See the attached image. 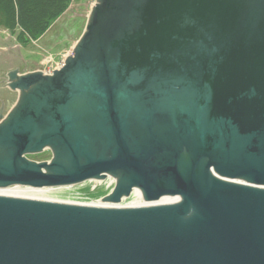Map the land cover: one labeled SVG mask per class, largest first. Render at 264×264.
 Masks as SVG:
<instances>
[{
	"label": "water",
	"instance_id": "water-1",
	"mask_svg": "<svg viewBox=\"0 0 264 264\" xmlns=\"http://www.w3.org/2000/svg\"><path fill=\"white\" fill-rule=\"evenodd\" d=\"M7 77L0 188L146 205L0 196V264H264V0H94L58 70Z\"/></svg>",
	"mask_w": 264,
	"mask_h": 264
},
{
	"label": "rangeland",
	"instance_id": "rangeland-1",
	"mask_svg": "<svg viewBox=\"0 0 264 264\" xmlns=\"http://www.w3.org/2000/svg\"><path fill=\"white\" fill-rule=\"evenodd\" d=\"M93 3L94 0H70L68 6L35 37L24 35L19 27L15 32L0 27V58L5 61L7 71L2 76L3 83L0 84V104L2 102L5 104L6 111L17 99V93L5 86L9 82L8 72L17 69L19 73L41 72L51 75L54 70H58L83 33ZM18 34L21 35L20 39ZM50 157V153L45 151L42 154L29 156L28 159L39 163L48 161ZM111 180L114 182L113 178ZM105 181L106 178L99 182H87L84 186L83 184L71 186L72 198L56 201L67 203L63 200H70V204H77L74 201L85 202L78 203L81 205L95 203L98 200L100 202L114 186V184L110 187L106 186Z\"/></svg>",
	"mask_w": 264,
	"mask_h": 264
},
{
	"label": "trees",
	"instance_id": "trees-1",
	"mask_svg": "<svg viewBox=\"0 0 264 264\" xmlns=\"http://www.w3.org/2000/svg\"><path fill=\"white\" fill-rule=\"evenodd\" d=\"M70 0H0V27L35 37L67 6ZM18 34V39L19 38Z\"/></svg>",
	"mask_w": 264,
	"mask_h": 264
},
{
	"label": "bare ground",
	"instance_id": "bare-ground-1",
	"mask_svg": "<svg viewBox=\"0 0 264 264\" xmlns=\"http://www.w3.org/2000/svg\"><path fill=\"white\" fill-rule=\"evenodd\" d=\"M108 176L105 181V185L110 187L114 183ZM87 183V182H86ZM83 183V186L84 184ZM91 183V182H88ZM72 187H66V188H30V187H21V186H11L7 188H0V196H6V197H12V198H19V199H28V200H40V201H48V202H57L56 200L65 199L68 197H71V193L73 192ZM111 191V190H110ZM72 198V197H71ZM67 203L70 200H63ZM77 203V205H81L78 203H85L83 201H74ZM82 205H93V206H100L103 208H134V207H141L146 205L145 202L141 199L139 193L137 191H134L133 194H131L130 197L127 199H123L119 205H114L110 203H103L102 201L99 202V200L95 203H88V204H82Z\"/></svg>",
	"mask_w": 264,
	"mask_h": 264
},
{
	"label": "crops",
	"instance_id": "crops-1",
	"mask_svg": "<svg viewBox=\"0 0 264 264\" xmlns=\"http://www.w3.org/2000/svg\"><path fill=\"white\" fill-rule=\"evenodd\" d=\"M1 60H2V59L0 58V61H1ZM10 70H12V69H10ZM10 70H8V71H10ZM6 72H7V71H6V63H5V61L2 60V62L0 63V84L3 83L2 76H4V74H5Z\"/></svg>",
	"mask_w": 264,
	"mask_h": 264
},
{
	"label": "flooded vegetation",
	"instance_id": "flooded-vegetation-1",
	"mask_svg": "<svg viewBox=\"0 0 264 264\" xmlns=\"http://www.w3.org/2000/svg\"><path fill=\"white\" fill-rule=\"evenodd\" d=\"M21 74H23V73H21ZM9 91V90H8ZM45 152V151H44ZM49 152V151H48ZM43 153V152H42ZM42 153H40V154H42ZM50 153V152H49ZM38 155V154H37ZM51 155V154H50ZM31 156H33V155H31ZM29 156H27V158H28ZM51 158V157H50ZM50 160V159H49ZM44 162V161H43Z\"/></svg>",
	"mask_w": 264,
	"mask_h": 264
}]
</instances>
